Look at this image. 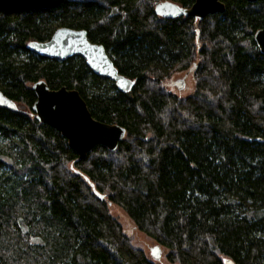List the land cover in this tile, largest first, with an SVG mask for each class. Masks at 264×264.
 <instances>
[{"label": "trees", "instance_id": "1", "mask_svg": "<svg viewBox=\"0 0 264 264\" xmlns=\"http://www.w3.org/2000/svg\"><path fill=\"white\" fill-rule=\"evenodd\" d=\"M158 1L0 10V90L16 105H0V264H156L110 204L170 263L264 264V54L253 38L264 0H223L222 13L201 20L159 17ZM60 26L102 43L131 89L80 56L26 47ZM176 69L194 73L186 96L165 84ZM37 80L76 89L94 118L123 126L117 148L97 144L78 158L32 111Z\"/></svg>", "mask_w": 264, "mask_h": 264}, {"label": "water", "instance_id": "2", "mask_svg": "<svg viewBox=\"0 0 264 264\" xmlns=\"http://www.w3.org/2000/svg\"><path fill=\"white\" fill-rule=\"evenodd\" d=\"M62 1L0 0V10L22 12L51 8ZM224 10L225 4L221 0H194L189 7H182L172 1H161L154 6V12L162 17L192 16L198 20L210 14L222 13ZM253 38L260 52L264 54V27L257 29ZM26 47L40 56L59 60H65L70 56H80L94 73L113 80L121 91H129L134 83L133 79L118 72L103 45L88 39L85 29L60 26L54 30L48 40L30 41ZM170 84L181 90L185 87V78H178ZM31 87L36 97L31 109L36 118L58 130L67 139L69 147L78 154V158H84L87 152L97 144L104 145L113 151L123 139L125 128L116 123H107L94 118L86 101L76 89H70L64 85L52 89L43 80L35 81ZM0 105L16 107L15 103L1 90ZM150 256L154 261L161 259L162 250L159 244L151 247ZM225 264L233 263L231 260H226Z\"/></svg>", "mask_w": 264, "mask_h": 264}, {"label": "rangeland", "instance_id": "3", "mask_svg": "<svg viewBox=\"0 0 264 264\" xmlns=\"http://www.w3.org/2000/svg\"><path fill=\"white\" fill-rule=\"evenodd\" d=\"M187 69L181 70L176 69L172 75L165 81L167 85V89L178 96H186L191 93L194 89L195 85V78L193 71L187 72ZM184 77L185 78V87L181 90H178L176 86L171 85L170 83L178 78ZM18 107L26 112L27 114L31 113L28 107L24 106L23 104L19 103ZM6 142L2 141L1 145H5ZM110 213L113 217H115L118 222L121 224L124 233L132 239V242L135 246L141 248L144 253L150 258V249L156 244H159L156 240L145 234L144 232L140 231L134 224V222L129 218L126 212L118 205L110 204ZM162 250V257L160 260L155 261L156 264H178V263H170L167 261L165 254L166 249L160 245ZM153 260V259H152ZM154 261V260H153Z\"/></svg>", "mask_w": 264, "mask_h": 264}, {"label": "flooded vegetation", "instance_id": "4", "mask_svg": "<svg viewBox=\"0 0 264 264\" xmlns=\"http://www.w3.org/2000/svg\"><path fill=\"white\" fill-rule=\"evenodd\" d=\"M161 1H171V0H160V1H158V2H161ZM194 1V0H193ZM222 2H223V0H221ZM158 2H156V3H158ZM172 2H174V1H172ZM155 3V4H156ZM174 3H176V2H174ZM193 3V2H192ZM191 3V4H192ZM224 3V2H223ZM176 4H178V3H176ZM178 5H180V4H178ZM155 6V5H154ZM180 6H182V7H187V6H183V5H180ZM190 6V5H189ZM188 6V7H189ZM112 11L113 12H116L117 11V9L116 8H112ZM159 16V15H158ZM159 17H162V16H159ZM177 17H180V16H177ZM192 17V16H191ZM163 18H166V17H163ZM175 18V17H174ZM68 27V26H67ZM70 28H74V27H70ZM75 29H85V28H75ZM86 30V29H85ZM86 32H87V30H86ZM51 37V36H50ZM87 37H88V33H87ZM88 39H89V37H88ZM48 40V39H47ZM90 40V39H89ZM91 42H93V43H96V44H101V45H103L102 43H99V42H96V41H92V40H90ZM103 47L105 48V46L103 45ZM105 51H106V53L109 55V57L112 59V57H111V55L108 53V51L106 50V48H105ZM112 61H113V59H112ZM116 67V66H115ZM192 70H190V69H187V71H186V74H187V72H191Z\"/></svg>", "mask_w": 264, "mask_h": 264}]
</instances>
